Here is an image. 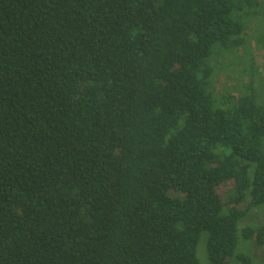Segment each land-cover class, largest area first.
Masks as SVG:
<instances>
[{"label": "trees", "instance_id": "obj_1", "mask_svg": "<svg viewBox=\"0 0 264 264\" xmlns=\"http://www.w3.org/2000/svg\"><path fill=\"white\" fill-rule=\"evenodd\" d=\"M258 7L0 0V264H253L264 105L211 88Z\"/></svg>", "mask_w": 264, "mask_h": 264}, {"label": "rangeland", "instance_id": "obj_2", "mask_svg": "<svg viewBox=\"0 0 264 264\" xmlns=\"http://www.w3.org/2000/svg\"><path fill=\"white\" fill-rule=\"evenodd\" d=\"M259 7L256 15L245 21L246 46L239 48L235 53H224L223 58H216V68L212 79V92L216 98L224 93L233 96L249 93L247 89L253 83L254 91L260 104L264 105V0H257ZM246 51V52H245ZM256 70L258 76H252ZM225 206L234 196L231 185L220 187L218 190ZM173 196H176L175 194ZM238 209H244L240 204ZM264 226V206L252 209L246 219L239 222L238 229L243 227ZM240 227V228H239ZM205 236L199 242L196 256L200 264H207ZM238 249L249 256L253 264H264V246L260 247L253 241L239 240Z\"/></svg>", "mask_w": 264, "mask_h": 264}]
</instances>
